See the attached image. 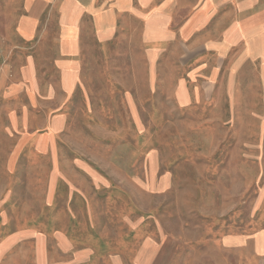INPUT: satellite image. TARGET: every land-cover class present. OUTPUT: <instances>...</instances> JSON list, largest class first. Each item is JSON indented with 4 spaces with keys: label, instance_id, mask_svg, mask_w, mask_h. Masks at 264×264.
I'll use <instances>...</instances> for the list:
<instances>
[{
    "label": "rangeland",
    "instance_id": "374dc122",
    "mask_svg": "<svg viewBox=\"0 0 264 264\" xmlns=\"http://www.w3.org/2000/svg\"><path fill=\"white\" fill-rule=\"evenodd\" d=\"M174 2L0 0V264H264V0Z\"/></svg>",
    "mask_w": 264,
    "mask_h": 264
},
{
    "label": "crops",
    "instance_id": "0c3cea01",
    "mask_svg": "<svg viewBox=\"0 0 264 264\" xmlns=\"http://www.w3.org/2000/svg\"><path fill=\"white\" fill-rule=\"evenodd\" d=\"M36 2L44 1V2H52L53 0H35ZM66 3L70 2L75 4L74 8L66 10V13L62 16L63 18L76 19V24L70 25L67 33L71 38H74L75 35L78 34V30L76 29L78 20L84 19L86 17H90L94 23L101 22L105 17L101 11L102 4H109V13L110 19L114 20L115 23L113 27L116 28L117 20L120 18H129L128 16H123L128 13H140V18H151L150 15L156 11H163L166 13L174 12L176 9V3L174 0H65ZM88 4V8L84 7V4ZM73 7V6H72ZM151 10V12H150ZM150 12V14H149ZM32 13V12H31ZM166 17H170V15H166ZM258 17H264V14L261 13ZM33 15L30 14L27 21H25L28 26L32 24ZM131 18L133 15L131 14ZM264 19V18H263ZM32 28V26H30ZM35 27V26H34ZM193 29V26H191ZM18 33L23 34L27 37V35H32L34 31L30 30V28H22V24L19 22L18 24Z\"/></svg>",
    "mask_w": 264,
    "mask_h": 264
}]
</instances>
